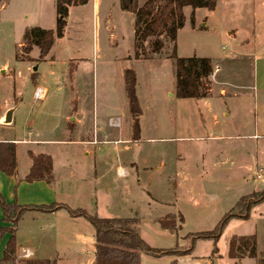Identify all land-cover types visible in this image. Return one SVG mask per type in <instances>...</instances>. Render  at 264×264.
I'll return each mask as SVG.
<instances>
[{"label": "rangeland", "instance_id": "374dc122", "mask_svg": "<svg viewBox=\"0 0 264 264\" xmlns=\"http://www.w3.org/2000/svg\"><path fill=\"white\" fill-rule=\"evenodd\" d=\"M55 2L0 0V106L17 109L10 125L0 122V134L60 139L62 116L74 110L77 100L87 112L98 113L95 144L45 147L55 155L58 176L68 160L95 178L92 183L81 174L80 182L58 186L80 188L70 208L81 206L102 219L137 218L139 233L151 247L188 251L177 257L142 253L143 264H259V257L240 262L228 254L233 236L256 232L264 248V202L251 209L248 220L233 218L216 242L197 235L215 230L228 214L243 213L244 207L237 206L242 198L264 193V0H218L216 13L196 10L194 27L192 9L185 8V26L174 43L165 40L159 55L152 54L155 39L136 43L134 17L121 11L119 0H92L72 9L64 37L41 59L39 49L30 47L24 36L35 27L54 28ZM245 37L249 45L238 47ZM174 47L179 58L211 60L216 80L209 81L205 98L176 97ZM127 69L136 73L142 112L137 139L125 90ZM36 88L48 91L45 100L34 99ZM90 130L93 134L92 117L83 127V139H93ZM104 133L110 141H130L103 145ZM27 148L19 147L21 168ZM69 151L79 157L58 156ZM119 167L128 175H119ZM109 187L110 192L103 191ZM62 213L69 214L67 209ZM166 217L175 221L176 232L161 228L159 221ZM21 220L8 222L6 228L16 235ZM58 225L51 219L31 222L20 228V239L32 238L44 264L57 258L56 252L66 260L58 264H96L91 224L83 237L71 239L78 244L65 240L51 248L40 243L41 235L50 238ZM24 260L17 257L16 264Z\"/></svg>", "mask_w": 264, "mask_h": 264}, {"label": "trees", "instance_id": "16d2710c", "mask_svg": "<svg viewBox=\"0 0 264 264\" xmlns=\"http://www.w3.org/2000/svg\"><path fill=\"white\" fill-rule=\"evenodd\" d=\"M89 0H56L57 20L55 30H46L40 27L30 29L25 33L24 41L30 47L39 49L41 59L46 58L58 39H62L67 27L69 8L85 5ZM119 0L122 12L130 13L134 17V37L136 43H152V54L159 55L165 46V40L174 43L180 29L185 26V8H191V22L195 26V12L199 9L214 11L218 0ZM165 37L164 40H161ZM157 38V39H156ZM30 50H32L30 48ZM176 97L180 99L200 100L206 97L209 91V81L214 73L211 60L205 58H179L174 47L173 54ZM34 73L33 76H36ZM34 78V77H33ZM125 90L129 100V110L134 116V136H139L137 118L141 116V109L136 93L137 77L133 69L124 72ZM32 166L26 177L29 183L45 181L53 184V160L48 155H34L29 153ZM17 168L16 145L10 142H0V172L7 176H13ZM264 202V193L242 198L237 206L244 207L240 214L226 215L216 226L215 230L197 235L201 239H213L215 242L223 235L224 230L233 218L248 220L253 207ZM0 207L4 214L5 223L17 224L26 212L55 213L67 209L72 218H85L95 229L96 264H141V254L160 256H182L188 253L177 249H155L149 246L139 233V220L127 219H102L97 215H90L82 209L72 210L65 205L53 204L47 207H23L17 203H8L0 192ZM161 228L170 232H176V223L172 217H166L159 221ZM11 234L6 251L0 264H16V237L15 231L8 228H0V238L5 233ZM229 258L241 260L243 258H258L257 237L234 236L229 242ZM23 264H44L43 261H25ZM47 264V263H45ZM171 264H177L173 261ZM259 264H264V255L259 259Z\"/></svg>", "mask_w": 264, "mask_h": 264}, {"label": "crops", "instance_id": "0c3cea01", "mask_svg": "<svg viewBox=\"0 0 264 264\" xmlns=\"http://www.w3.org/2000/svg\"><path fill=\"white\" fill-rule=\"evenodd\" d=\"M56 1V0H55ZM92 1L89 0L85 5H79V6H73L69 8V15H71L72 9L76 8H84L88 3ZM56 4V2H55ZM97 6L98 2L95 4V10L97 11ZM219 10V3L217 4L216 9L212 13H216ZM132 15V14H131ZM56 20H57V11H56V18H55V25L54 28L46 29V30H55L56 27ZM67 26H68V21H67ZM41 28V27H40ZM67 28V27H66ZM43 29V28H42ZM66 31V30H65ZM244 45H249V40L245 37L242 41H240V44L238 47H242ZM52 52V50H51ZM50 52V53H51ZM49 53V55H50ZM48 55V56H49ZM47 56V57H48ZM50 59L53 62L54 57H50ZM51 62V61H50ZM213 65V64H212ZM213 69L214 66H213ZM39 76V74L37 75ZM211 80L214 82L216 80V74L213 73ZM217 83V82H216ZM38 87V84L37 86ZM39 89V88H38ZM36 90L34 91L33 97L35 100H40L35 96ZM47 92L46 95H48V91L45 89ZM225 90L222 89L220 94H222L223 97L225 96ZM20 95V94H19ZM47 96H44L43 99L45 100ZM10 108V107H9ZM9 108L1 107L0 106V122L4 119L6 113L9 110ZM13 111V116H12V122L14 119V114L17 111V109H12ZM75 114V118L72 119L71 117ZM92 117V124H93V134L92 131H89V135H93V139H83L82 138V130L83 127L86 126L87 121ZM219 117L217 115H214L213 119L215 124H218V119ZM97 119H98V113L96 110L93 109L92 112H87L86 108L83 109L79 104H77V100L75 101V108L73 111L69 112L66 115L62 116V128L59 129V134H61L62 138H54V139H33L30 137H25V138H16L15 135L13 134H0V142H10L14 143L16 145V152H17V168H16V173L13 176H7L4 173L0 172V192L1 194L5 197L6 201L8 203H17L19 206L23 207H47L53 204H60V205H65L68 208H70L71 205V198L75 197L79 194L80 188H70L69 190H59L58 186L62 188V186L71 184L72 182H80L83 180V178L79 175H84L83 171L81 170V167H73L72 164H70L67 160V163L65 162V167H63L61 170L63 171L60 176L57 175L56 172V166H55V155L48 150H46V146H65V144H73V145H82V146H89V145H94L95 144V139L97 136ZM10 125V124H9ZM118 125V124H117ZM108 135L106 133L103 134V138L101 139L100 143L107 144V143H118L120 141L122 142H129L130 140H116V141H110L108 140ZM135 138V136L133 135ZM24 146L28 147L27 148V155L28 159L25 161L24 166L21 168V164L19 161V147ZM32 146H35L37 150L31 149ZM87 149V148H86ZM85 149V151H86ZM33 153L34 155H48L52 158L53 160V174H54V183L53 184H48L45 181H37L33 183H29L26 181V177L30 171V168L32 166V159L29 156V153ZM51 153V154H50ZM90 153V152H89ZM78 152L74 151H69L67 154H61V152L58 153V156L62 158H72L73 156L79 157ZM89 154H87L88 156ZM95 161V160H94ZM96 162V161H95ZM96 164V163H94ZM96 168L94 170V174H96ZM118 174L119 175H128V172L125 171L123 168H118ZM85 179H87L89 182L95 183V178L92 176V174L86 173ZM57 182V183H56ZM92 183L91 187H92ZM65 188V187H64ZM93 188V187H92ZM93 190H96L94 187ZM105 192H110L111 188L109 187L104 188ZM258 206V205H257ZM81 206H76V208L72 210H77V209H82L80 208ZM92 208H89L91 210ZM64 210V209H62ZM62 210H59L55 213H42V212H35V211H30L26 212L21 220L19 230L17 231L15 237H16V256L19 258H25L27 261H42L38 256L37 252L38 247L37 245L32 244V238H29L28 241L26 240H21V233H20V228H24L26 225H29L31 222L32 223H41L43 221H49L58 220L59 225L57 226V230L55 228L54 231L51 233L50 238L49 234H42L41 235V244H46L50 246L51 248H54L56 243L59 245L62 241L65 240H71V239H77L78 237H83L84 230L87 232L89 231V227L87 224H90L85 218L80 217V218H72L70 214L64 215L62 213ZM88 210V211H89ZM63 214V215H62ZM263 216V214H261ZM57 216H60L58 219ZM88 222V223H87ZM9 224L5 223L4 221V214L3 211L0 207V228L2 227H7ZM256 237H257V249H258V257L261 258L262 255H264V248L262 247V238L259 232H256ZM234 237V236H233ZM11 239V235L9 233H5L1 238H0V259L3 258L4 253L6 251L8 242ZM27 242L26 244H23ZM73 241V240H71ZM31 243V245H30ZM72 243H77L73 241ZM148 244V243H147ZM71 245H76V244H71ZM150 246V244H148ZM154 248V247H152ZM40 249V248H39ZM29 254V257H26V255ZM57 258L52 257V259H48L46 263L52 262L53 264H58V260L60 263L66 262L64 258L60 257V254L56 252ZM16 257V258H17ZM245 259V258H243ZM237 260V261H242ZM26 261V260H24ZM211 262H214V259H210ZM235 261V260H234ZM210 263V262H209ZM208 263V264H209ZM141 264H143V259L141 260Z\"/></svg>", "mask_w": 264, "mask_h": 264}, {"label": "built area", "instance_id": "2783aa9c", "mask_svg": "<svg viewBox=\"0 0 264 264\" xmlns=\"http://www.w3.org/2000/svg\"><path fill=\"white\" fill-rule=\"evenodd\" d=\"M218 69V68H217ZM216 69V70H217ZM215 70V71H216ZM218 72V71H217ZM45 94H46V91L44 90V89H37V91H36V94H35V96L37 97V98H39V99H43V97L45 96ZM110 124L111 125H115L112 121H110ZM261 172V171H260ZM261 177V175H258V178H260ZM26 257H29V254H27L26 255ZM47 264H53L52 262H48Z\"/></svg>", "mask_w": 264, "mask_h": 264}, {"label": "water", "instance_id": "95a60500", "mask_svg": "<svg viewBox=\"0 0 264 264\" xmlns=\"http://www.w3.org/2000/svg\"><path fill=\"white\" fill-rule=\"evenodd\" d=\"M12 116H13V111L10 110L6 113L5 118L1 122H4L6 125L11 124L12 123Z\"/></svg>", "mask_w": 264, "mask_h": 264}]
</instances>
